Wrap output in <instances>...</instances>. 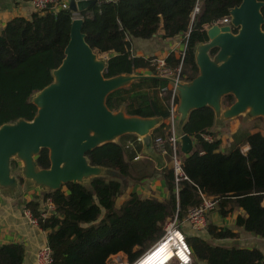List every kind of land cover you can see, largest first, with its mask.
<instances>
[{"label": "trees", "instance_id": "obj_1", "mask_svg": "<svg viewBox=\"0 0 264 264\" xmlns=\"http://www.w3.org/2000/svg\"><path fill=\"white\" fill-rule=\"evenodd\" d=\"M240 2L97 0L80 11L83 19L81 31L86 42L96 53H108L104 77L132 73L140 67L150 70V76L137 78L128 86L109 93L106 106L111 111L123 108L127 115L132 116L168 118L172 94L169 81L156 76L151 57L131 55L130 38H151L161 22L168 37L187 34L183 57L172 51L164 61L172 70L180 66V77L184 76L189 81L198 73L194 60L195 44L206 41V28ZM196 4L199 10L194 13ZM261 12L264 17V5ZM71 22L72 12L63 9L56 13L35 12L29 19L15 17L6 23L0 32V125L34 117L37 107L30 98L52 82V70L64 57ZM216 50L213 49L211 54ZM225 98L232 103V95ZM173 103H178L177 96ZM214 121L213 109L204 106L192 110L182 126V132L191 137L193 146L188 154L183 155V171L189 181L180 183L178 196L174 193V176L169 168L161 174L168 189V196L164 199L140 197L133 192L117 206L120 182L96 176L87 185L67 182L56 190L45 191L40 197L35 195L33 199L24 201V208L37 218L38 227L46 231L53 257L51 264H107L108 258L119 252L126 254L130 261L134 260L144 250L141 248L154 238L166 218L175 213L182 218L200 202L198 189L218 198L215 210L223 218L235 207L241 208L244 214L237 215L236 226L264 238V134L260 131L241 133L228 151L221 152L220 139L204 137L211 134ZM163 126L164 123L158 128ZM137 138L132 133L124 134L117 142L95 147L86 153L89 163L117 169L134 180L145 178L148 176L145 170L150 167L146 161L127 165L123 160L125 141L136 142ZM242 142L249 146L245 153L241 150ZM165 147L170 154L169 147ZM136 156L134 152L129 159ZM36 162L40 168L49 167L47 148L40 150ZM47 200L53 209L42 218L41 204ZM201 232L193 236L187 233L186 236L194 261L264 264V254L257 248L209 242L237 238L238 234L232 229L209 224ZM136 247L139 249L135 250ZM25 252L21 243L0 244V264H23Z\"/></svg>", "mask_w": 264, "mask_h": 264}, {"label": "water", "instance_id": "obj_2", "mask_svg": "<svg viewBox=\"0 0 264 264\" xmlns=\"http://www.w3.org/2000/svg\"><path fill=\"white\" fill-rule=\"evenodd\" d=\"M96 1L68 0L69 10L79 13ZM263 5L260 0H241L228 11L230 24L213 23L206 28L207 40L197 42L203 44L202 51L199 55L194 52L198 73L192 80L177 79L176 72L170 77L156 75L176 85L179 126H183L192 110L204 106L211 107L218 120L241 113L264 117ZM82 21L80 16L72 18L64 57L52 70V82L36 91L40 92L36 101L30 98L37 107L34 117L0 125L3 190H14L17 186L10 173L9 160L13 156L38 169L40 174L34 177L49 184L45 191L56 190L67 182L82 183L75 178L81 173L90 174V179L104 175L105 167L89 163L88 151L129 133L150 143L151 130L160 123L161 117L127 115L123 108L111 111L106 106L109 93L150 75L125 73L104 77L106 61L98 60L86 42ZM211 49H217L213 57L209 54ZM228 94L234 101L223 108L221 97ZM91 133L99 135L100 141ZM180 141L181 152L188 154L193 146L191 137L182 133ZM42 148L48 149L47 168H40L34 157Z\"/></svg>", "mask_w": 264, "mask_h": 264}, {"label": "crops", "instance_id": "obj_3", "mask_svg": "<svg viewBox=\"0 0 264 264\" xmlns=\"http://www.w3.org/2000/svg\"><path fill=\"white\" fill-rule=\"evenodd\" d=\"M33 13H35V10L29 1L0 0V32L9 20L15 17L29 19ZM185 39L186 34H179L172 37L166 36L164 23L161 22L151 38H130L131 55L143 58L151 57L152 59H165L172 51L175 52L176 55H180L185 48ZM132 73L144 76L150 75V70L146 67H140L135 69ZM177 118L175 122V131L177 134L181 135L183 133L182 127L178 125ZM248 122H250V120ZM248 122H244L242 119L240 120L238 118L215 119L211 134L208 135L211 139H220L219 151L226 152L236 143L237 135L244 132L253 133L260 131V129L256 127V123L250 124ZM162 123H164L165 126L158 128ZM168 124L169 118L160 119L159 125L151 130L150 143L143 142L142 138L139 136H137L136 142L132 140L125 141L124 162L127 165H131L140 160L146 161V163L150 165V167L145 170L148 176L141 180H134L128 175L121 174L117 169L105 168L104 177L107 176L108 179H114L120 182L121 188L119 195H121L122 198L120 203L133 192L137 193L140 197L167 198L168 189L161 174L170 168V154L167 151L161 152L160 149L155 146L153 139L156 135L164 137L167 133ZM260 132L263 133L262 131ZM240 146L241 150L244 152H246L249 147L246 142H242ZM134 152L137 153V156L129 159V156ZM30 188L39 190L32 186H30ZM120 203H116V205L118 206ZM7 204L0 203V244L10 242L21 243L25 246L26 250L23 264H34V254L37 248L47 242L46 231L41 230L35 225H31L22 214L23 208L18 215H16L14 209ZM216 214H218L217 211ZM243 214L244 212L241 208L235 207L233 212L224 217V219L227 220V228L236 232L238 234L237 238L219 239L215 240L213 244L238 246L240 248H257L264 254V238L246 232L242 226H236L235 220L237 215ZM208 215L207 226L209 225ZM223 243H227L228 245ZM138 249V247L135 248V250ZM198 264H206V262L199 261Z\"/></svg>", "mask_w": 264, "mask_h": 264}, {"label": "built area", "instance_id": "obj_4", "mask_svg": "<svg viewBox=\"0 0 264 264\" xmlns=\"http://www.w3.org/2000/svg\"><path fill=\"white\" fill-rule=\"evenodd\" d=\"M29 1L35 12H52L56 13L63 9H69L68 1L66 0H26ZM198 4L195 5L193 12H198ZM72 12V11H71ZM80 16V13L72 12V18ZM81 17V16H80ZM231 16L227 15L215 21V24H230ZM234 29V28H233ZM187 37V34H186ZM184 51L181 53V58ZM151 65L157 71V75L170 77L173 72L177 73V79H180V66L175 70L167 67L163 58H153ZM175 83L169 81V88L172 91L171 101L169 105V124L167 135L162 137L156 135L153 139L156 147L161 152H166V145L170 149V168L174 176V193L178 196L179 185L182 181L189 178L183 171V153L181 152L180 135L175 131V122L177 118V104L173 103V98L176 96ZM208 140H211L209 135H204ZM245 153L244 151H242ZM200 202L191 207L184 218V222L179 220L177 213L166 218L162 223V234L153 241L146 249H144L134 260L130 261L127 255L119 252L111 255L107 264H194L193 252L187 242V233H197L202 231L207 226V215L214 211L218 206V198L208 196L201 189H198ZM41 217L45 218L53 209V205L47 200L41 205ZM22 214L31 225L38 227L37 218H33L30 211L23 207ZM53 261L52 251L47 242L37 248L34 254V264H51Z\"/></svg>", "mask_w": 264, "mask_h": 264}, {"label": "rangeland", "instance_id": "obj_5", "mask_svg": "<svg viewBox=\"0 0 264 264\" xmlns=\"http://www.w3.org/2000/svg\"><path fill=\"white\" fill-rule=\"evenodd\" d=\"M211 51H212V49L210 50L209 54L211 57H213L214 54H211ZM96 55H97L98 60H100V61H106V59L108 57V53H102V54L96 53ZM180 79L182 81L186 82V77L183 76V77H180ZM233 101H234V98H233L232 102ZM221 104H222V107L225 108L231 103L226 101V98L224 95L221 97ZM232 118H238L240 120L242 119V121H244V122H248L250 120V122H248V123H250V124L256 123L257 124L256 127L264 133V117H262V116L251 117V116L247 115L246 113H241V114H239L235 117H232ZM229 119H231V118H229ZM120 137L121 136H118L115 139V142L119 141ZM37 156H38L37 154L34 156L35 159ZM9 164H10L11 176L15 178L17 186L14 188V190H12V189L3 190L0 187V203H4V204L9 203L7 205H10V207L12 209H14L16 215H18V213L24 207V201L33 199V197L35 195H38L40 197L42 195V193L45 192V190H35L33 188H30L31 185L26 181V179L23 176H21L19 174L18 157L17 156L11 157L9 160ZM106 178H107V176H106ZM121 199H122L121 195H119L116 199V203H120ZM216 211L217 210H214L211 213H209V215H208L209 224H213V225H216L217 227H221V228L227 227L226 226L227 220L222 218L220 215L216 214ZM185 216H183L182 218H179V220L181 222H184L183 220H184ZM161 234H162V223H161V225H159V231L156 233L154 238L149 241V244H151L153 241H155L157 238H159V236ZM193 234H196V233H192V234L190 233L188 235L193 236ZM201 234H202V232L200 233V235ZM209 242L213 243L212 241H209ZM228 243H231V242H228ZM149 244L145 245L141 249L142 250L145 249ZM223 244H227V243H223ZM195 260H196V258H195ZM194 262H196V264H198L197 260Z\"/></svg>", "mask_w": 264, "mask_h": 264}, {"label": "bare ground", "instance_id": "obj_6", "mask_svg": "<svg viewBox=\"0 0 264 264\" xmlns=\"http://www.w3.org/2000/svg\"><path fill=\"white\" fill-rule=\"evenodd\" d=\"M202 48H203V44H200V43H197L194 47V52L199 55L202 51ZM39 94L40 92H35L32 96H31V99L36 101L39 97ZM248 109V108H246ZM96 141H100V136L97 135V134H94V133H91ZM65 166H67V164H64ZM63 165V166H64ZM62 166V164H61ZM18 171H19V174L21 176H23L26 181L34 188L36 189H39V190H44V189H47L49 184L44 181H40L38 180V178L34 177V176H37L39 175V171L38 169L36 168H33V166L29 163H27L24 159H19L18 161ZM102 172V170H99ZM98 172V170H97ZM75 178H77V180H79L80 182L84 183V184H88L89 183V180H90V174H87V173H81V174H78V176H75ZM148 264V263H147Z\"/></svg>", "mask_w": 264, "mask_h": 264}]
</instances>
